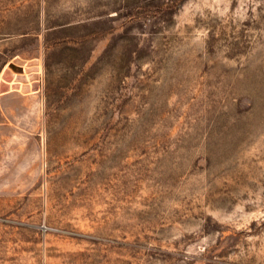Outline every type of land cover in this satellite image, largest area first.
<instances>
[{
    "label": "rangeland",
    "instance_id": "obj_1",
    "mask_svg": "<svg viewBox=\"0 0 264 264\" xmlns=\"http://www.w3.org/2000/svg\"><path fill=\"white\" fill-rule=\"evenodd\" d=\"M0 264H264V0H0Z\"/></svg>",
    "mask_w": 264,
    "mask_h": 264
}]
</instances>
